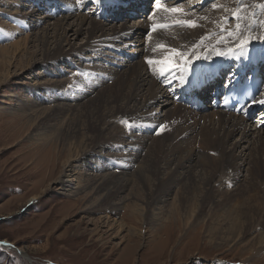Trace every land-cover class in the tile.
I'll list each match as a JSON object with an SVG mask.
<instances>
[{"label":"bare ground","instance_id":"obj_1","mask_svg":"<svg viewBox=\"0 0 264 264\" xmlns=\"http://www.w3.org/2000/svg\"><path fill=\"white\" fill-rule=\"evenodd\" d=\"M119 1L133 4L131 0ZM147 1L151 0H144L142 5H146ZM175 1L161 0L158 8L155 1H151L156 11H153V6L145 20L129 25L127 20L117 23L102 19L93 10L84 12V8L93 2L97 3V0H78L75 6L71 3L72 0H0V14L18 16L24 8H30L25 14L26 19L22 21L24 27L19 19L15 20L18 26L26 28L27 34L12 29V38L15 40L12 39L10 46L0 48V68L3 69V72L0 70V87L19 77L12 74V69L19 68V72L35 68L62 69L68 64L71 67L83 65L91 58L89 61H93L94 66L87 71H94L93 73L98 74L101 79L107 76L112 83L107 84L102 80L100 87H96L93 81L90 83V77L86 82L83 79L76 80L72 91L67 92L74 94L76 89H83L87 94L85 98L92 97L86 104L72 105L53 93L61 87L64 88L63 85L68 83L67 79H57L51 83L45 79L46 82L41 84L36 82L37 79H42L41 76L35 78L33 84L38 85L40 89L31 90L30 93L50 92L53 99L50 100L53 102L52 108L45 110L42 105L29 104L30 99L24 100L25 112H28L29 117L31 116L38 125L37 133L33 137H38L36 141L40 142L39 146L45 150L44 153H53V156H49L50 165L47 164L46 158L40 166L41 175L44 174L46 165L48 169H56L57 172L60 155L57 154L56 144L57 140H60L70 158L63 165L65 170L63 169L61 175L56 178L58 190L61 194H68L67 197L84 194V200L89 201L91 205L89 207H102L100 210L106 214L102 218L105 223H111L112 215H116L119 210L120 196L133 182L139 181V184H143L146 190L142 193L146 204L144 208L153 212L155 217L163 214L161 208L167 204V199L176 186H180L176 199L180 202L179 214L183 215L182 217H190L194 223H205L206 228L224 236L222 239L227 243L244 242L256 233L250 239L249 246L252 251H263L264 113H259L261 121H256L257 123L253 121V117L246 119L244 116L222 111L197 113L186 110L171 96L176 87L199 65L230 57L231 53L227 56L224 53L229 48L235 49L236 43L245 34L249 38L248 44H264V0H239L238 3H235L237 0H225L226 2L219 1L210 5L206 3V8L202 6L204 0H200L197 2L199 7L196 11L192 10L196 3L190 0L186 6H179L181 11H167L166 9L177 7ZM50 2L57 3L60 7L49 12ZM32 3L36 6L33 7ZM233 13L232 26L223 25ZM33 15L36 21L32 27L37 28L44 22L48 25L42 29L41 34H28V18ZM179 20L191 21L197 26H180L176 24ZM3 24L10 25L5 22ZM160 25L168 27L161 28ZM148 27L152 28L150 35L148 32L144 33ZM20 34L22 35L19 36ZM72 34L74 37L85 35V45H73L70 40ZM145 35H148L147 38ZM33 48L37 49L34 54L31 51ZM105 49L113 52L110 56L112 59L119 57L122 50L139 54L142 59L134 62L126 57L121 58L120 54L117 59L126 64L116 62V66L113 60L111 63L116 68L104 67L103 63L98 67L99 62L92 57H95L94 54L99 57ZM109 54L108 52L106 55ZM148 59L154 61L151 67L146 62ZM75 61V64L71 63ZM23 62L27 64L20 69L25 65ZM53 75L60 78L59 72ZM164 76L167 79H164ZM261 99H264V95L259 100ZM159 100L163 101V104L158 106H163L165 115H160V110L154 109L156 104L160 103ZM155 114H159L156 118L160 116L158 124L166 127L153 141L148 138L149 135L129 136L127 127L121 125L122 120H130L135 130L150 124L149 129L156 131L160 127L155 128L156 121H152ZM64 117L65 120L61 123L59 120ZM52 122H56L55 130L51 128ZM237 136L238 140L233 142ZM194 138L199 143L197 150L192 146L191 140ZM129 139L133 142L128 143ZM7 141L10 142V139ZM116 141H119L117 146L127 145L129 148H118L122 150L117 151ZM240 147L244 152L238 156ZM142 149H145V153L140 158L138 154ZM54 150L56 152H53ZM111 155L118 158L119 162L118 159H109ZM95 156L100 157L98 168L103 172L100 176L90 177L91 179L86 181L87 178H83L85 172L81 171L77 176L69 175L74 171L73 163L78 159L89 157L94 160ZM55 157L57 160H54ZM71 161L74 162L70 164ZM113 162L125 167L140 164L139 172L131 178L124 170L108 172ZM86 168L87 166L84 170ZM244 171L247 172L245 178ZM227 187L232 189L224 191ZM36 199L38 198L34 197L29 200L28 204H32ZM133 206L132 211L136 212L144 205ZM115 223L123 232L125 225L117 220Z\"/></svg>","mask_w":264,"mask_h":264},{"label":"rangeland","instance_id":"obj_2","mask_svg":"<svg viewBox=\"0 0 264 264\" xmlns=\"http://www.w3.org/2000/svg\"><path fill=\"white\" fill-rule=\"evenodd\" d=\"M77 1L72 0L71 3L75 6ZM151 1H147L149 3L148 10H151L154 6ZM189 1L177 0L175 2H177L176 6H186ZM193 1L196 4L193 5L192 10L196 11L199 7L197 2L200 0ZM219 1L226 2L233 0H216L210 4L219 3ZM238 2L239 0L235 3ZM32 5L33 7L36 6L34 3ZM59 7L60 5L57 3L50 2L48 4L49 12H53ZM29 9L28 7L24 8L18 16H12L9 13L0 14V48L10 46L13 40H15L14 37L12 38V29H15L17 32L20 30L27 34L26 28H23L24 25L22 23L26 19L25 14L29 12ZM133 15L137 17L135 14ZM146 17L147 14L145 16L141 15L139 18L130 19L124 17V19L127 20L126 22H129V25H132L133 23L145 20ZM233 17L234 13L228 19L230 21L224 22L223 25L232 26L230 22ZM16 19L21 21L23 27L17 25ZM28 19L30 27L27 29H30V33H28L30 35L36 32L41 34L42 29L48 26L44 22L37 28H34L32 27V24L36 21L34 15L32 17L29 16ZM3 22L11 26H6ZM147 36L145 35L146 38ZM84 37L85 35L74 37L72 34L70 35V40L75 46H84L86 43ZM36 50L35 48L31 49L33 54ZM126 51L131 56H137L134 62L142 59L139 54H134L129 50ZM108 52L110 54L113 53L109 49L102 52L104 57L101 54L99 57H96L97 54H94L95 57L92 58L99 62L98 67H100V63H103L104 67L113 68L115 67L111 63L113 60L116 66H118L116 62L126 64L118 60L120 54L117 57L118 59L115 57L112 59L110 57L112 54L106 55ZM85 54L87 56L90 55ZM122 57L125 56L121 55ZM87 60L88 62H85L83 65H74L75 67H71L68 64L64 65V68L61 67L62 69H56L54 67L52 68L53 70H41L40 68H35L33 70L30 69L31 71L24 69L22 72L18 71L19 68L12 69V74L19 77L0 87V242H5L4 245L0 246V264H264V250L258 249L252 251L251 246H249L251 244L250 239L256 233L248 240H244V242L227 243V241L222 239L224 236H220L206 228L205 223H194L190 217H182L183 215L181 216L179 214L181 208L180 202L176 199L181 189L180 186H176L168 197L167 204L165 203L161 208L163 214L155 217L152 214L153 212H148L144 208L146 204L143 198L145 190L143 184H139V181L129 184L130 187L128 186L120 196L117 214L112 215L111 223L107 224L102 221V218L106 215L104 211L100 210L102 207H89L91 205L89 201L84 200V194L67 197L68 194H61V191L58 190L59 184L55 183L56 178L65 170L63 165L70 158L67 149L62 146L63 144L60 140H57L56 144L58 146L56 147L57 154L60 155V165L57 172H55L56 169H48V165H46L43 174L44 179L42 177L40 178V176H43L40 172V166L46 161V158H48L46 162L49 159L51 161L49 156H53V153L52 151L44 153L45 150H42L39 146L40 142L36 141L38 137H33L37 133L38 125L36 121H33L31 116L29 117V113L25 112L24 100L30 99L29 104L33 106L36 104L39 106L42 105V107H45V110L52 108L53 102L50 100L53 99H51L50 92L44 91L45 93L42 92L41 94L30 93L31 90L40 89L38 85L33 84L34 80H36L35 78L41 76L40 78L42 79L36 80V82L41 84L46 81H50L51 83V81L57 79H67L68 83L63 85L64 88L61 87L53 93L69 101L72 105L86 104L92 97L89 96L90 99L85 98L87 94L83 89H76L74 94H68L71 92H67L72 91V86L75 85L76 80L83 79L86 82L90 77V83L93 81L92 83L96 87H100L102 80L107 84L112 83V80H109L107 76L101 79L98 77V74L93 73L94 71L88 72L87 69L90 71V67L94 66V62L89 61L92 60L91 58ZM125 61L127 62V59ZM71 63L75 64L76 61ZM24 64L20 69L24 68L27 63ZM0 70L3 72L2 68ZM100 70H95V72ZM56 72L60 73V78L53 75ZM159 102L154 109L160 110V112L156 111L160 115H165L163 106L161 108L158 106L163 104V101L159 100ZM185 109L188 110L187 108ZM158 115L155 114L152 117V121H156L154 124L157 128L160 127L158 124L160 116L156 118ZM63 120H65V117L59 121L63 123ZM254 120L257 123L260 118L256 116ZM52 123L50 124L52 125L51 128L55 130L56 122ZM121 125L122 127L125 126L123 124ZM148 125V133L146 134L139 132V129L135 130L134 127L131 129L127 127L128 135H149L148 138L153 141L160 136L157 132L159 131L160 133L161 130L160 128L156 131L149 129L150 124ZM32 138L33 140H31ZM9 139L10 142L7 141ZM237 140L238 136L232 141L236 142ZM118 142H115L116 146ZM132 142L133 140L129 139L128 143ZM191 142L192 146L196 147L194 149L197 150L199 148L198 140L194 138ZM116 148L117 151H120L122 149L118 148L127 149L129 147L127 145H118ZM56 151L54 150L53 152ZM133 151L135 152V150ZM144 151L145 149L139 151L138 155L140 158L144 156ZM243 152L244 149L242 151V147H240L237 155L240 156ZM44 154H47L46 157ZM110 157L109 159L114 161L118 159L112 157V155ZM99 158L95 156L94 160H90L89 157H81L77 162L71 161L70 164L74 162V171L71 172L72 174L68 172L70 173L69 175L76 174L77 176L81 171L85 172L83 178H87L86 181L90 180V177L100 176L103 172L98 168ZM54 160H57L56 157ZM117 161L119 162V159ZM118 162H113L110 165L111 170L108 172L124 170L130 175L129 178L134 174L136 175V173L138 174V166L140 167V164L138 166L125 167ZM36 164L38 165L37 167L35 166ZM85 166H87L86 170H84ZM246 176L247 172L244 171L243 178ZM227 186H229L228 183ZM228 189L230 191L232 187H227L224 191ZM34 197L38 199L33 201L32 204H28V201ZM133 204L144 206H138L139 210L133 212ZM115 220L125 225L123 232L117 228L118 225L115 223ZM24 257H27V259Z\"/></svg>","mask_w":264,"mask_h":264},{"label":"snow or ice","instance_id":"obj_3","mask_svg":"<svg viewBox=\"0 0 264 264\" xmlns=\"http://www.w3.org/2000/svg\"><path fill=\"white\" fill-rule=\"evenodd\" d=\"M97 2H99V0H97ZM160 3H161V0H155V4L157 6H160ZM213 7H216V5H213ZM166 10L167 11H170V12H174V13L175 12H178V11H181V9L179 8V6L173 7V8H169V9H166ZM176 24H178L180 26L187 25L188 27H191V28H195L197 26L194 22H191V21H183V20L176 21ZM159 27H161V28H167L168 25H160ZM153 31H155V28H153ZM229 35H231V32H229ZM248 43H249V38L247 37V34H245L244 36H242L238 40V42L235 45V49H233V48L227 49V51L224 53V55L227 56L229 53H231L232 55L230 56V58H232V59H241V58H243V59H249V52H248V47H247ZM217 54L220 55L221 53H217ZM253 56L255 58L264 60V48H262L259 52H256L253 49ZM196 58L199 59V56H197ZM146 62H147V64L150 67L154 63V61L151 60V59H148ZM161 76H163V71H161ZM164 79H167V77L164 76ZM253 102L264 105V99H261V100H258V101L254 100ZM121 124L125 125L129 129H131L133 127V124H132V122L130 120H122L121 121ZM165 127L166 126L161 125L160 126V130L162 131ZM157 134L158 135L160 134L159 131L157 132ZM213 155H215V153H213ZM4 244H5V242H0V246H2Z\"/></svg>","mask_w":264,"mask_h":264}]
</instances>
